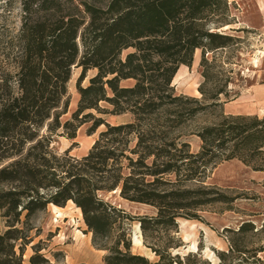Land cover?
Masks as SVG:
<instances>
[{"label": "trees", "instance_id": "obj_1", "mask_svg": "<svg viewBox=\"0 0 264 264\" xmlns=\"http://www.w3.org/2000/svg\"><path fill=\"white\" fill-rule=\"evenodd\" d=\"M228 10V0H19L18 29L0 54V212L6 224L0 264H22L31 218L68 202L80 209L93 245L108 251L105 264H204L197 253L172 250L181 245L173 234L179 218L199 220L203 207L230 203L219 188L204 184L207 172L232 159L264 171V116L225 115L187 130L200 113L221 104L220 95L230 100L226 90L205 88L213 66L205 54L237 40L217 30L229 24ZM197 49L201 98L176 94L172 81L181 65L191 66ZM74 67L81 68L78 106L62 121ZM91 69L96 74L82 86ZM128 80L133 84L121 85ZM88 110L132 119L110 124ZM87 121L88 134L105 128L86 154L54 149L55 136L74 139ZM192 134L201 139L196 153L186 141ZM111 192L153 207L155 215H129L105 199ZM129 220L138 221L157 261L130 252ZM254 230L250 221L226 229L229 250L216 251L219 264H264L258 256L264 247L245 244L243 234ZM37 257L30 264H38Z\"/></svg>", "mask_w": 264, "mask_h": 264}, {"label": "rangeland", "instance_id": "obj_2", "mask_svg": "<svg viewBox=\"0 0 264 264\" xmlns=\"http://www.w3.org/2000/svg\"><path fill=\"white\" fill-rule=\"evenodd\" d=\"M228 6L226 22L230 26L227 29L219 26L217 30L237 40L225 49L205 54L209 63H213L209 68L212 77L205 88L226 90L230 94V100L226 101L224 96L220 95L218 102L221 104L200 113L189 124L187 130L213 124L225 115H257L253 113L254 108L258 107L256 109H259L260 114L264 110V106L259 107L256 102H252L248 94L237 101L233 98L235 94L242 96L243 93H248L252 85L264 81V0H228ZM18 26L19 0H0V54L4 42L17 31ZM236 27L242 29H234ZM126 53L127 50L122 55ZM201 53L202 51L197 49L191 66L180 67L174 87L176 94L201 98L198 91L204 81L200 67ZM80 72L81 68L72 69V77L68 83L70 103L68 112L61 117L62 121L71 118L77 109L79 95L76 82ZM96 72L97 70H89L82 86H86L89 78ZM132 84V80L121 82L123 86ZM99 106L111 109L104 102ZM88 112L110 124H120L132 119L129 113L112 115L97 113L95 110H88L85 113ZM91 122L82 124L77 129L74 139L55 136L52 144L54 149L62 153L72 147L70 151L72 156L81 157L86 154L99 132L105 128L102 125L95 133L88 134ZM186 141L189 142L192 152L200 150L201 139L198 136L187 135ZM207 175L204 184L219 188L230 197V203H214L203 207L198 212L199 220L179 218L177 232L173 234L181 245L173 249L172 254L184 256L190 252L197 253L204 264H219L216 251L229 250L230 232L226 229L237 230L244 221L252 222L254 231H258L256 234L251 231L243 234L246 246L264 247V171H254L240 160L232 159L219 162L209 169ZM104 197L131 216H151L156 212L153 207L125 200L116 192L108 193ZM60 208L58 215L52 206L48 205L46 210L36 213L31 218L32 229L28 233L27 244L22 248V264H30L29 258L33 254L39 255L38 264H105L104 256L108 251L93 245L92 233L87 230L80 209L71 202ZM137 224V220H129L126 223L127 239L131 243L130 252L143 255L152 262L157 261L158 257L144 245L143 238L141 243L133 241L137 233ZM5 229V220L0 212V233ZM160 238L164 239L161 234ZM112 240H108L106 244L110 245ZM191 244L196 245V251L189 248ZM18 246L16 251L20 253ZM258 256L264 259V251L259 252Z\"/></svg>", "mask_w": 264, "mask_h": 264}, {"label": "crops", "instance_id": "obj_3", "mask_svg": "<svg viewBox=\"0 0 264 264\" xmlns=\"http://www.w3.org/2000/svg\"><path fill=\"white\" fill-rule=\"evenodd\" d=\"M234 29H242V28H234ZM182 66V65H181ZM180 66V67H181ZM180 69V68H179ZM178 69V70H179ZM172 85L175 87L176 83L173 80L172 81ZM248 93H243L242 96H238L234 101H237L238 99H240L241 97L245 98L247 97V94L249 95V97H251V101L252 102H256V104L260 107V106H264V81H262L261 83H257L256 85H252L251 89L247 91ZM255 104V103H254ZM258 108V107H256ZM254 108L253 113L257 114V115H264V110H262V114H260L259 109Z\"/></svg>", "mask_w": 264, "mask_h": 264}, {"label": "bare ground", "instance_id": "obj_4", "mask_svg": "<svg viewBox=\"0 0 264 264\" xmlns=\"http://www.w3.org/2000/svg\"><path fill=\"white\" fill-rule=\"evenodd\" d=\"M230 25H224L223 26V29H227ZM183 67H186L185 65H182ZM181 66V67H182ZM179 70L177 71L175 77H174V81L177 80L178 76H179ZM52 206V209L56 212V214L60 215V207L56 206V205H53V204H50ZM141 240H142V236H141V230H140V227H139V223L137 224V233L134 235V238H133V241L135 243H141ZM189 248L192 250V251H196V245L195 244H191L189 246Z\"/></svg>", "mask_w": 264, "mask_h": 264}, {"label": "water", "instance_id": "obj_5", "mask_svg": "<svg viewBox=\"0 0 264 264\" xmlns=\"http://www.w3.org/2000/svg\"><path fill=\"white\" fill-rule=\"evenodd\" d=\"M113 193H115V192H113Z\"/></svg>", "mask_w": 264, "mask_h": 264}]
</instances>
